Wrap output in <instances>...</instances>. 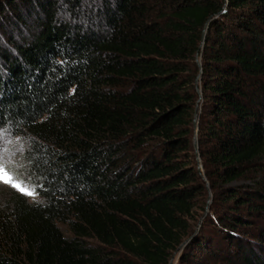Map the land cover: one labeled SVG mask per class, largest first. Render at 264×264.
I'll list each match as a JSON object with an SVG mask.
<instances>
[{
    "label": "trees",
    "instance_id": "trees-1",
    "mask_svg": "<svg viewBox=\"0 0 264 264\" xmlns=\"http://www.w3.org/2000/svg\"><path fill=\"white\" fill-rule=\"evenodd\" d=\"M0 131V264H264V0H0Z\"/></svg>",
    "mask_w": 264,
    "mask_h": 264
},
{
    "label": "rangeland",
    "instance_id": "rangeland-1",
    "mask_svg": "<svg viewBox=\"0 0 264 264\" xmlns=\"http://www.w3.org/2000/svg\"><path fill=\"white\" fill-rule=\"evenodd\" d=\"M14 144V140L0 131V200L9 189H14L34 201L37 196L33 186L17 175L16 164L19 155ZM28 192L32 195L27 194Z\"/></svg>",
    "mask_w": 264,
    "mask_h": 264
},
{
    "label": "water",
    "instance_id": "water-1",
    "mask_svg": "<svg viewBox=\"0 0 264 264\" xmlns=\"http://www.w3.org/2000/svg\"><path fill=\"white\" fill-rule=\"evenodd\" d=\"M195 146H196V150H197V152H199V141H198V138L196 137V142H195ZM211 203V202H210ZM184 247V245L181 247V248H183Z\"/></svg>",
    "mask_w": 264,
    "mask_h": 264
},
{
    "label": "snow or ice",
    "instance_id": "snow-or-ice-1",
    "mask_svg": "<svg viewBox=\"0 0 264 264\" xmlns=\"http://www.w3.org/2000/svg\"><path fill=\"white\" fill-rule=\"evenodd\" d=\"M27 194H29V195H32V193H31V192H28Z\"/></svg>",
    "mask_w": 264,
    "mask_h": 264
}]
</instances>
